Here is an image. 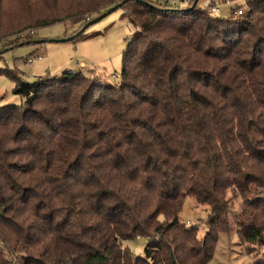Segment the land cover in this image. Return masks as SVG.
Masks as SVG:
<instances>
[{"label": "trees", "instance_id": "trees-1", "mask_svg": "<svg viewBox=\"0 0 264 264\" xmlns=\"http://www.w3.org/2000/svg\"><path fill=\"white\" fill-rule=\"evenodd\" d=\"M16 1L4 48L120 3L136 31L115 84L0 71L23 100L0 106V264H209L234 230L264 246V0L226 17L200 0ZM189 196L211 208L203 239L181 220ZM138 238L143 256L124 246Z\"/></svg>", "mask_w": 264, "mask_h": 264}, {"label": "rangeland", "instance_id": "rangeland-1", "mask_svg": "<svg viewBox=\"0 0 264 264\" xmlns=\"http://www.w3.org/2000/svg\"><path fill=\"white\" fill-rule=\"evenodd\" d=\"M30 1L34 7L41 4L40 0ZM160 1L171 3L173 0ZM205 1L209 0H200L199 5L202 6ZM213 1L220 8L219 12L213 14L219 17H226L231 8L245 7L246 4L245 0ZM19 3L16 0H0V16L5 20L21 16L23 9ZM96 17L98 16L94 19ZM77 28L78 26L55 24L38 30L35 35H29L31 38L35 37V40L47 41L43 44L21 46L25 42L14 38L12 47H16L10 49L4 48V44L0 43V71L16 70L15 74L20 73L23 80L34 82L40 77H55L66 70H77L82 71L89 80L99 77L108 83H117L121 77L124 52L136 31L124 11L118 9L90 26L80 39L56 42L71 38ZM38 56L43 59L38 60ZM30 57L36 60L28 63L27 59ZM14 87L13 81L0 75V106L23 103L22 98L13 93ZM237 204L238 202L234 208H238ZM210 213L208 205H200L189 196L185 199L181 220L188 226H197L198 237L203 239L207 233L206 222ZM146 244L147 240L140 238L124 242V246L137 256L145 254ZM254 247L243 245L235 230L229 235L223 234L209 264H264V246Z\"/></svg>", "mask_w": 264, "mask_h": 264}, {"label": "water", "instance_id": "water-1", "mask_svg": "<svg viewBox=\"0 0 264 264\" xmlns=\"http://www.w3.org/2000/svg\"><path fill=\"white\" fill-rule=\"evenodd\" d=\"M199 0H195L193 6L191 7V9L195 8L198 4ZM122 3L113 6L112 8H110L106 13H103L102 15L96 17L95 19H93L92 21H90L85 27L82 28V30H80L76 35L72 36L71 38H67V39H62L60 41H56V42H67V41H72L75 39V37L80 36L82 33H84L86 31V29H88L90 26L102 21L104 18H106L108 15L114 13L115 11H117L118 9H120L122 7ZM47 41L45 40H34V41H29L26 42L24 44H20L21 46L23 45H31V44H43L46 43ZM11 49V48H10Z\"/></svg>", "mask_w": 264, "mask_h": 264}, {"label": "built area", "instance_id": "built-area-1", "mask_svg": "<svg viewBox=\"0 0 264 264\" xmlns=\"http://www.w3.org/2000/svg\"><path fill=\"white\" fill-rule=\"evenodd\" d=\"M190 1L191 0H173L171 2V4L172 5H176V6H180V5L181 6H186V5H188L190 3ZM201 7L208 8V9L211 10V12H215V13L220 11L219 6L213 0L205 1ZM233 9L234 8H231V12H232ZM233 12L235 14L241 15L243 13V9H238L237 11H233ZM26 34L27 35H33L34 31H28ZM27 35H25V33L23 34L24 37L27 36ZM37 59L41 61L43 59V57L42 56H38ZM35 60L36 59H34L33 57H30V58L27 59V62L28 63H33ZM115 77L118 78V76H115Z\"/></svg>", "mask_w": 264, "mask_h": 264}]
</instances>
